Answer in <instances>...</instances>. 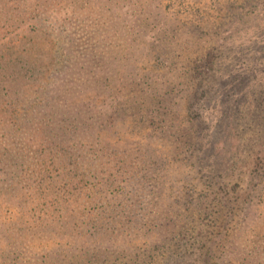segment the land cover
I'll return each mask as SVG.
<instances>
[{"label": "trees", "instance_id": "trees-1", "mask_svg": "<svg viewBox=\"0 0 264 264\" xmlns=\"http://www.w3.org/2000/svg\"><path fill=\"white\" fill-rule=\"evenodd\" d=\"M100 4L97 0H0V213L13 206L16 218L10 225L12 239L7 243V237L2 238L0 264H97L100 259L111 264H155V250L176 237L166 200L180 167L192 160L194 133L188 128L178 134L162 130L140 137L156 140L135 150L140 173L134 178L128 169L134 167L133 154L116 158L126 142L112 143L111 129L102 124L112 115L113 105L107 106L108 102L116 99L110 90L124 73L121 69L134 62L127 57L126 46L121 49L120 44L127 43L121 39L128 37L123 32L141 23L149 32L147 42L168 25L164 21L158 27L161 22L148 4L144 20L135 17L134 10L119 13ZM113 27L123 29L109 50L113 34L106 29ZM98 32L102 37L93 34ZM123 62L126 65L121 67ZM250 67L224 71L218 91L224 106L213 112L212 121L195 139L196 159L206 180L244 178L246 186L237 195L240 206L232 204L246 218L264 183V67L259 76L253 70H260V62ZM239 112L249 125L246 140L239 136ZM121 128L113 129L112 135ZM146 177L154 186L151 213L133 216ZM230 203L228 198L216 206L227 210ZM144 221L163 228L149 250L127 245L109 256V248L98 246L95 234L102 225L139 230ZM8 227L4 223L3 228ZM221 241L222 237L211 238L196 260L177 256L178 264H264V211L253 225L244 220L240 237L229 239L219 254ZM11 243L13 248L5 247ZM42 250L48 254L39 257ZM168 264L175 262L169 258Z\"/></svg>", "mask_w": 264, "mask_h": 264}, {"label": "rangeland", "instance_id": "rangeland-1", "mask_svg": "<svg viewBox=\"0 0 264 264\" xmlns=\"http://www.w3.org/2000/svg\"><path fill=\"white\" fill-rule=\"evenodd\" d=\"M97 1L99 5L102 1L109 9L119 13L126 12V8L134 10V13L132 11L131 13L142 20L149 15L146 11L147 4L151 5L156 21L161 22L158 27H161L164 21L168 25L164 32L157 33L153 40L148 38L147 42L145 33L149 32H144L146 27L141 23L134 24L123 32L128 37L121 39L127 42L120 44L121 49L126 46V55L129 59L133 58L134 62L130 67L121 69L124 73L118 76V82L110 90L116 99L111 103L107 101V106L113 105L112 115L102 123L111 129L108 137L112 143L122 145L126 142V147L117 150L116 158H125L133 154L130 162L134 167L128 168L130 170L128 171L135 178V175L140 173L138 171L140 164L133 158L135 150H140L146 143L151 145V139L156 140L152 137L150 140L146 138L141 141L140 137L157 134L162 130L178 134L188 128L195 134L190 142L196 146L191 150L192 160L187 166L180 167L178 180L174 182L166 200L168 204L166 207H169L168 212L173 216L176 227V237L161 249L155 250L154 262L168 264V259L172 258V261L178 264L177 256L185 261L196 260L205 251L204 244L214 237H222L220 244L223 248L218 250L221 254L225 251L224 245L229 239L237 240V237H240L244 220L253 225L258 215L264 211V183L260 196L248 211L249 216L246 218L239 213L238 207L233 209L235 205L240 206V197L237 195L246 186L244 178L237 180L229 178L225 181L206 180L202 170H199L200 164L196 159L198 142L195 139L197 134L208 127V123L210 124L214 117L213 112L219 111L224 106V101L219 99L218 91L222 90L219 79L225 70L240 68L251 70L253 67L250 66L260 62V70L253 71L258 76L261 75L264 67V0ZM97 11L102 14V11ZM122 29L121 27L106 29L113 34L111 41L108 42L109 50L113 48L110 42L118 40L119 36L115 35H119ZM141 32H144L143 36ZM104 33L103 36L107 35ZM93 34L101 35V32ZM242 53L243 56L240 57ZM124 65L126 64L123 62L121 67ZM105 98L106 96H100L101 101H106ZM148 114L155 116L148 118L146 116ZM142 116L143 119L140 118ZM244 116H246L244 113L239 112L238 130L241 131L239 136L246 140L250 132ZM116 127L123 128L116 130L118 134L112 135ZM172 180L173 178L170 177L169 185ZM142 185L138 189L142 196L136 200L133 216L144 214L149 217L151 213L149 197L154 190L153 181L146 177ZM132 194L136 196L134 192ZM228 198L231 202L230 209L216 206L217 203L224 204ZM40 205L42 210L47 209V206ZM33 206L41 209L36 203ZM8 210L0 213V249L3 247L2 238L6 236L8 243V240L12 239L10 237L14 230L10 225L16 220L15 210L13 206L8 207ZM4 223L9 227L3 228ZM43 223L44 221L40 226ZM122 225L118 227L102 225L96 230L98 246L109 248L111 252L109 256L117 255V250L127 245L136 248L140 245L142 249L149 250V246L159 240L157 237L159 232L163 231L162 227L147 221L143 222L139 230ZM178 228H181V233ZM135 233L138 235L142 233L143 236L135 237L133 235ZM12 243L5 247L13 248ZM89 246L91 244H88ZM43 252L48 251H40L39 257L48 254ZM20 257L23 259L22 254ZM1 261H3L2 257L0 263ZM112 262L100 259L95 263L111 264ZM11 263L17 264V261Z\"/></svg>", "mask_w": 264, "mask_h": 264}]
</instances>
